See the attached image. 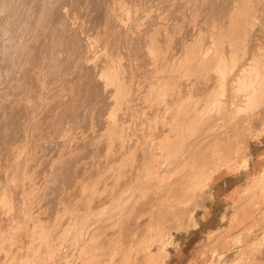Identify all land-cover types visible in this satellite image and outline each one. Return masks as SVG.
Masks as SVG:
<instances>
[{"label": "rangeland", "instance_id": "obj_1", "mask_svg": "<svg viewBox=\"0 0 264 264\" xmlns=\"http://www.w3.org/2000/svg\"><path fill=\"white\" fill-rule=\"evenodd\" d=\"M89 1L0 0V66L6 68L3 70L0 68V112L4 114L2 116L5 119L2 121L0 113V124H2L0 126V139H2L0 146H5L4 148L0 147V155L2 157L4 155L3 158L0 156L2 158L0 164L5 162L0 166V176L2 177L0 178V264H137L138 262V264H152L146 259V254L156 252L162 244H165L164 249L166 251L164 264H264V172H262L264 165L260 168L249 167L250 170L241 177V188L228 204L212 202L209 198L214 183L211 181L213 177L216 179L224 173L230 174L247 169V167L243 168V164L245 161L251 160L250 144L264 134V126L261 130L259 129L264 124V0H227L229 3L224 0L225 6L222 0H207V3L205 0L202 2L200 0H185L186 2L184 0H91L92 6H90ZM181 2L183 6L187 4V7H183ZM215 4L219 5V8L223 7V9L215 7ZM179 5L182 6V10L184 8V15ZM204 5L205 8H203ZM198 6L201 8L200 10ZM206 8L207 10H205ZM115 9L117 11L113 12ZM175 9L181 10L179 14ZM218 9L220 12L216 13L215 10L219 11ZM175 11L183 20H180L177 15V17L175 16ZM208 11L209 13H207ZM243 11L245 12L243 13ZM97 13L100 16H97ZM110 13H113L112 16ZM118 14H120V18ZM235 14L237 15L236 18ZM245 14L247 16H244ZM184 16L188 19L186 20V17L184 19ZM53 21L57 22L54 23ZM116 26L121 30H117ZM115 30L120 33L113 32ZM118 36L121 40L117 39ZM112 42L115 46L112 45ZM29 44L31 45L28 46ZM141 45L143 48L140 47ZM110 49L112 52L109 51ZM135 52L137 54L141 52L140 55L138 54L139 59H137L138 55ZM56 53L61 55L58 60H55ZM125 54H128L127 57ZM47 55L50 57L48 58ZM144 58L147 60L145 61ZM42 59L44 60L42 61ZM139 60L141 62L137 64L136 62ZM92 63H95L96 66L93 67ZM133 63L136 64L133 65ZM141 63L142 65L139 67ZM26 65L27 67H25ZM38 66H40L39 69ZM135 67L138 70L140 68L143 73H139L140 70H137L138 72L133 70ZM142 67L145 68V71ZM85 68L86 71H84ZM24 70L26 71L24 72ZM82 71L85 74H82ZM78 72L80 73L77 74ZM94 77L97 81H93V79L95 80ZM70 85L72 86L70 87ZM144 85L146 86L144 87ZM142 87L145 90H142L144 89ZM37 88L39 90H36ZM31 89L33 93L35 91L37 93L36 96L32 94L33 100L30 98L32 96ZM140 91H144L141 92L143 95ZM25 92L28 95H24ZM94 92H96V96H93L95 95ZM137 93L141 95H137ZM99 94L100 96H98ZM85 95L90 97L86 99ZM97 96L98 99L96 100ZM135 96L139 98L137 99ZM25 97L28 100H25ZM18 98L19 100H17ZM67 99H71L72 102L69 100L70 102L67 103ZM90 99L93 102L89 101ZM21 100L28 105L23 106ZM36 100L37 103L31 104ZM55 102L63 105L57 103L58 106H56L54 105ZM86 102L91 105L86 106ZM108 102L111 105L110 108H108ZM145 105L147 106L146 110L144 109ZM152 105L155 106L153 109ZM52 106L55 108L53 113L54 108ZM85 106L86 110L84 109ZM22 107H24V113ZM91 107L100 108L99 112L101 113L102 110H105L103 113L105 112L106 116L99 114L98 110L94 108L91 110ZM148 107L149 111H147ZM17 108L21 109L18 110ZM56 109L61 110L60 113ZM91 111L92 113L95 111V113L90 114ZM5 112L8 114L5 115ZM87 112H89L88 117ZM29 113L30 115L33 113V119L28 116ZM96 113L98 114L96 115ZM48 114L50 118H45ZM61 114L64 121L61 119ZM94 114L97 116L96 119L92 118V116L95 117ZM63 115L68 117L67 120ZM100 115H103V119ZM134 116H138L137 119ZM40 117H43L41 121L38 119ZM142 118L143 120H140ZM93 119L97 120L95 121L96 125ZM50 120L53 123L51 122L52 126L48 127ZM117 121L123 122V126L121 127V123ZM140 121L143 122L140 123ZM128 122H132L131 124L134 126ZM35 123H37L36 126ZM59 123L60 125H58ZM137 123L143 125L137 127ZM112 124L116 125L112 126ZM93 125L97 128L95 130L97 132L92 134L89 132L94 131ZM55 128L58 130L56 131ZM14 130L20 132L18 136L23 135L21 137L24 138L20 139ZM48 130H51L52 133L56 132V134H52ZM8 131L11 132V135ZM44 132H47L48 135L46 133V136L43 135ZM127 132L130 133L129 136ZM72 133L75 134L74 137ZM30 134L33 135L30 136ZM97 134L98 136L101 135L98 137L99 139ZM15 135L18 140L15 139ZM88 135L89 137H87ZM90 135H93L94 138L92 139L93 136L90 137ZM79 136L80 138H78ZM133 139L136 140L135 143ZM86 141L88 145H86ZM106 141L107 143H104ZM3 142H7V145L10 142V146L4 145ZM78 142L84 144L80 145ZM128 142L129 146L126 145ZM58 143L61 144L62 148ZM102 144H105V149ZM114 145L115 147H113ZM17 146L18 148H16ZM8 147L16 149L10 150ZM87 147L91 152L93 150L92 153L95 158ZM49 148H52V151ZM112 149L113 153L111 152ZM13 152L15 154H12ZM89 152L91 155L88 154ZM102 152L103 155L99 154ZM33 153L35 156L32 155ZM52 155L57 159L49 158ZM78 155L81 156V159ZM101 155L103 156L102 159ZM86 156L90 158L87 159ZM66 157H68L67 160ZM131 157L135 158L132 159ZM33 158L38 160L36 162L38 166L34 164ZM9 159L11 163L7 161ZM70 159H74V161H70ZM31 161H33V165ZM47 162L50 164L47 165ZM82 162H84L83 166L81 165ZM95 164L99 166L96 168ZM135 164L137 167L143 168L141 172H138L140 169L137 171L139 174L136 172ZM43 165L45 166L43 167ZM33 166L35 168L32 171L31 167ZM68 166L73 167L71 171ZM77 166L82 168L79 169ZM37 169L42 172L41 177V173H38ZM44 173H48L45 178ZM59 173H61L60 176ZM204 173H206L205 189L200 191L197 187V178ZM30 175L31 177H29ZM86 176L89 177V180L85 179ZM64 177L69 178L64 179ZM67 179L71 182H67ZM82 180H85L84 183ZM59 186L60 189H57ZM35 188L40 191L35 190ZM65 190L68 194H64ZM73 190L74 192L78 190L80 193H76L70 199L71 195L69 194H75L72 192ZM62 192L64 196L61 195ZM33 193L35 194L33 195ZM54 193H57L58 196ZM193 193L195 194L192 195ZM65 195H68L67 198L69 197L67 200ZM171 197L172 200H170ZM53 198L56 201H65H59L60 203L55 201V209L52 207L55 205ZM58 198L59 200H57ZM3 199L5 205L1 203ZM208 209H212L208 221L199 225V220L204 218V213L208 212ZM53 210L57 211L58 214ZM52 211L55 212V215L51 213ZM2 216L5 221H3ZM57 218L58 220H56ZM179 221H184L183 227L176 230ZM139 230L142 232L139 233ZM145 231L149 234H145ZM186 238L188 240H185ZM195 245H198L196 249L198 256L193 255L189 258L190 260L181 263L184 258L178 254H182L187 249L193 250Z\"/></svg>", "mask_w": 264, "mask_h": 264}, {"label": "bare ground", "instance_id": "obj_2", "mask_svg": "<svg viewBox=\"0 0 264 264\" xmlns=\"http://www.w3.org/2000/svg\"><path fill=\"white\" fill-rule=\"evenodd\" d=\"M25 1H26V0H25ZM88 1H89V0H88ZM92 1H94V0H92ZM92 1L90 0V1H89V4H90V2H92ZM200 1L202 2V0H200ZM200 1H199V2H200ZM212 1H213V0H212ZM212 1H211V2H212ZM220 1H221V0H220ZM222 1L224 2V0H222ZM226 1H227V0H226ZM28 2H29V1H28ZM97 2H98V1H97ZM101 2H102V1H101ZM184 2H186V1L184 0ZM208 2H209V1H208ZM216 2H217V1H216ZM227 2H228V1H227ZM24 3H25V2H24ZM205 3H207V0H205ZM217 3H218V2H217ZM219 3H220V2H219ZM228 3H229V2H228ZM26 4H27V3H26ZM92 4L96 5L95 3H92ZM112 4H113V3H112ZM180 4L182 5V2H181ZM198 4H199V3H198ZM200 4H202V3H200ZM200 4H199V5H200ZM211 4H212V3H211ZM211 4H209V6H211ZM221 4H222V2H221ZM221 4H220V5H221ZM33 5H35V4H33ZM87 5H88V4H87ZM202 5H203V4H202ZM206 5H207V4H206ZM90 6H92V5L90 4ZM90 6H89V7H90ZM98 6H99V5H98ZM117 6H118V5H117ZM117 6H116V7H117ZM121 6H122V4H121ZM179 6H180V5H179ZM182 6H183V5H182ZM182 6H180V9L182 8ZM184 6L187 7V4H184ZM184 6H183V7H184ZM216 6L218 7L219 5H216V4H215V7H216ZM224 6H225V2H224ZM116 7H115V8H116ZM119 7H120V6H119ZM201 7H203V6H201ZM206 7H207V6H206ZM120 8H122V7H120ZM120 8H119V10H120ZM198 8H199V6H198ZM203 8H205V5H204ZM218 8H219V7H218ZM39 9H40V8H39ZM94 9H95V8H94ZM123 9H124V7H123ZM200 9H201V8H199V10H200ZM208 9H209V8H208ZM215 9H217V8H215ZM219 9L222 10L223 7H222V8L220 7ZM219 9H218V10H219ZM27 10H28V9H27ZM175 10H176V9H175ZM177 10H178V9H177ZM177 10H176V11H177ZM181 10H182V9H181ZM181 10H179V11H181ZM185 10H186V9H185ZM202 10H203V9H202ZM205 10H207V8H206ZM30 11H31V10H30ZM52 11H53V10H52ZM92 11H95V10L92 9ZM97 11H98V10H97ZM97 11H96V12H97ZM115 11H117V10H116V9L113 10V12H115ZM125 11H126V10H125ZM176 11H175V13H174L175 16L177 15L178 17H180L179 19L181 20L182 17L178 15V14H179V11H177L178 14H176V13H177ZM183 11H184V8H183V10L181 11L182 14L184 15L185 11H184V13H183ZM203 11H204V10H203ZM28 12H29V11H28ZM36 12H37V11H36ZM90 12H91V10H90ZM120 12H121V11H120ZM197 12H200V11L197 10ZM205 12H206V11H205ZM215 12H216V13H217V12H220V10H219V11L215 10ZM241 12H242V11H241ZM244 12H245V11H243V13H244ZM17 13H18V12H17ZM25 13H26V11H25ZM49 13H51V12H49ZM98 13H99V12H98ZM98 13H97V14H98ZM108 13H109V12H108ZM123 13H124V12H123ZM188 13H189V12H188ZM200 13H201V12H200ZM203 13H204V12H203ZM207 13H209V11H208ZM207 13H206V14H207ZM210 13H211V11H210ZM246 13L248 14L247 11H246ZM33 14H34V13H33ZM110 14H111V13H110ZM112 14H113V13H112ZM112 14H111V16H112ZM204 14H205V13H204ZM238 14H240V13H238ZM36 15H37V14H36ZM93 15H94V13H93ZM95 15H96V13H95ZM114 15H116V14H114ZM118 15H119V16H118ZM118 15H117V16L120 18V14H118ZM121 15H122V14H121ZM185 15H186V14H185ZM30 16H31V14H30ZM47 16H48V15H47ZM97 16H100V15L98 14ZM111 16H109V17H111ZM177 16H176V17H177ZM236 16H237V15L235 14V18H236ZM238 16H239V15H238ZM240 16H241V15H240ZM244 16H247V15L245 14ZM28 17H29V16H28ZM33 17H34V16H33ZM35 17H36V16H35ZM35 17H34V18H35ZM115 17H116V16H115ZM176 17H175V18H176ZM185 17H186V16H184L183 18L185 19ZM242 17H243V15H242ZM53 18H54V17H53ZM94 18H97V17L94 16ZM116 18H117V17H116ZM121 19H122V18H121ZM187 19H188V18L186 17V20H187ZM233 19H234V18H233ZM244 19H245V18H244ZM55 20H56V19H55ZM111 20H113V19H111ZM116 20H117V19H116ZM128 20H129V19H128ZM182 20H183V19H182ZM238 20H240V19L238 18ZM247 21H248V20H247ZM23 22H24V21H23ZM30 22H32V21H30ZM51 22H52V21H51ZM53 22H54V21H53ZM56 22H57V21H56ZM56 22H54V23H56ZM113 22H114V21H113ZM123 22H124V20H123ZM236 22H237V20H236ZM238 23H239V22H238ZM241 23H242V22H241ZM59 24H60V22H59ZM59 24H58V25H59ZM113 24H114V23H113ZM231 24H232V23H231ZM45 25H46V24H45ZM50 25H51V24H50ZM54 25H55V24H54ZM108 25H109V24H108ZM117 25H118V24H117ZM235 25H236V24H235ZM10 26H11V25H10ZM41 26H42V25H41ZM56 26H57V25H56ZM59 26H60V25H59ZM229 26H230V25H229ZM231 26H232V25H231ZM116 27H117V26H116ZM118 27H119V25H118ZM118 27H117L116 29H117V30H121L120 28L118 29ZM120 27H121V25H120ZM125 27H126V26H125ZM234 27H235V26H234ZM237 27H238V25H237ZM40 28H41V27H40ZM40 28H39V29H40ZM121 28H122V27H121ZM230 28H231V27H230ZM51 29H52V28H51ZM237 29H238V28H237ZM240 29H241V28H240ZM42 30H43V29H42ZM102 30H103V29H102ZM117 30H115V31H113V32H116ZM242 30H243V29H242ZM59 31H60V30H59ZM124 31H125V30H124ZM46 32H47V31H46ZM77 32H78V31H77ZM103 32H104V30H103ZM117 32L120 33L119 31H117ZM117 32H116V33H117ZM240 32H241V31H240ZM240 32H239V33H240ZM54 33H55V32H54ZM113 34H114V33H113ZM113 34H112V35H113ZM44 35H45V34H44ZM78 35H79V34H78ZM158 36H159V35H158ZM72 37H73V36H72ZM72 37H71V38H72ZM88 37H89V36H88ZM113 37H114V36H113ZM37 38H38V37H37ZM49 38H50V36H49ZM52 38H53V37H52ZM102 38H103V37H102ZM118 38H119V36L117 37V39H118ZM157 38H158V37H157ZM14 39H15V38H14ZM73 39H74V38H73ZM84 39H85V37H84ZM84 39H83V40H84ZM91 39H92V38H91ZM113 39H114V38H113ZM115 39H116V37H115ZM49 40H50V39H49ZM69 40H72V39H69ZM83 40H82V41H83ZM86 40H87V39H86ZM111 40H112V38H111ZM111 40H110V41H111ZM119 40H121V39L119 38ZM34 41H35V39H34ZM76 41H77V40H76ZM87 41H88V40H87ZM97 41H98V40H97ZM70 42H71V41H70ZM77 42H78V41H77ZM83 42H84V41H83ZM113 42L115 43V41H113ZM113 42H112V45H114ZM116 42H117V41H116ZM118 42H119V41H118ZM72 43H73V42H72ZM75 43H76V42H75ZM79 43H80V42H79ZM84 43H85V42H84ZM86 43H87V42H86ZM98 43H99V42H98ZM144 43H145V42H144ZM192 43H193V42H192ZM197 43H198V42H197ZM7 44H8V43H7ZM10 44H11V43H10ZM12 44H13V42H12ZM32 44H33V43H32ZM90 44H91V43H90ZM136 44H138V43H136ZM139 44H140V43H139ZM139 44H138V45H139ZM145 44H146V43H145ZM190 44H191V42H190ZM194 44H195V43H194ZM8 45H9V44H8ZM30 45H31V44H29L28 46H30ZM70 45H71V43H70ZM76 45H77V44H76ZM78 45H79V44H78ZM81 45H82V43H81ZM13 46H14V45H13ZM68 46H69V45H68ZM73 46H74V45H73ZM93 46H94V45H93ZM98 46H99V45H98ZM114 46H115V45H114ZM118 46H119V45H118ZM118 46H116V47H118ZM201 46H202V45H201ZM24 47H25V45H24ZM24 47H23V48H24ZM33 47H34V46H33ZM69 47H70V46H69ZM86 47H87V46H86ZM88 47H89V44H88ZM112 47H113V46H112ZM119 47H120V46H119ZM138 47H139V46H138ZM138 47H137V49H138ZM140 47H142V45H141ZM144 47H145V46H144ZM150 47H151V46H150ZM189 47H190V46H189ZM5 48H6V47H5ZM26 48H27V47H26ZM40 48H41V47H40ZM73 48H74V47H73ZM73 48H72V49H73ZM90 48H91V47H90ZM95 48H97V47H95ZM102 48H103V47H102ZM142 48H143V47H142ZM190 48H191V47H190ZM195 48H196V46H195ZM80 49H81V47H80ZM113 49H114V48H113ZM113 49H112V50H113ZM144 49H145V48H144ZM25 50H26V49H25ZM27 50H28V49H27ZM38 50H39V48H38ZM41 50H42V49H41ZM44 50H45V49H44ZM59 50H60V49H59ZM76 50H77V49H76ZM78 50H79V49H78ZM78 50H77V51H78ZM114 50H115V49H114ZM114 50H113V51H114ZM117 50H118V52H119V49H117ZM122 50H123V49H122ZM122 50H121V51H122ZM135 50H136V49H135ZM147 50H148V49H147ZM197 50H198V49H197ZM199 50H200V49H199ZM77 51H76V52H77ZM109 51L112 52L111 49H110ZM133 51H134V50H133ZM133 51H132V54H133ZM136 51H137V50H136ZM139 51H140V50H139ZM145 51H146V50H145ZM23 52H24V51H23ZM36 52H37V51H36ZM65 52H66V51H65ZM71 52H72V51H71ZM116 52H117V51H116ZM123 52H124V51H123ZM137 52H138V51H137ZM200 52H201V51H200ZM9 53H10V52H9ZM24 53H25V52H24ZM29 53H30V52H29ZM63 53H64V52H63ZM63 53H62V54H63ZM73 53H74V52H73ZM80 53H81V52H80ZM108 53H109V52H108ZM114 53H115V52H114ZM124 53H125V52H124ZM124 53H123V54H124ZM135 53H136V52H135ZM140 53H141V52H140ZM140 53H138V54L140 55ZM194 53H195V52H194ZM21 54H22V53H21ZM43 54H44V53H43ZM60 54H61V53H60ZM85 54H86V53H85ZM136 54H137V53H136ZM138 54H137V55H138ZM148 54H149V53H148ZM152 54H153V53H152ZM190 54H191V53H190ZM65 55H66V54H65ZM72 55H73V54H72ZM75 55H76V54H75ZM97 55H98V54H97ZM106 55H107V54H106ZM110 55H111V54H110ZM127 55H128V54H127ZM127 55L125 54L126 57H127ZM139 55H138V58H137V59H139ZM145 55H146V54H145ZM155 55H156V54H155ZM195 55H196V54H195ZM31 56H32V54H31ZM42 56L44 57V55H42ZM45 56H46V55H45ZM59 56H61V55H59V53H56V55H55V60H58V59H59ZM84 56H85V55H84ZM89 56H91V55H89ZM103 56H104V55H103ZM107 56H108V55H107ZM107 56H106V57H107ZM112 56L115 57L114 55H112ZM116 56H118V55H116ZM125 56H124V57H125ZM153 56H154V55H153ZM193 56H194V55H193ZM22 57H24V56H22ZM32 57H33V56H32ZM43 57H42V58H43ZM47 57H48V55H47ZM49 57H50V56H49ZM49 57H48V58H49ZM72 57H73V56H72ZM82 57H83V56H82ZM85 57H87V56H85ZM99 57H100V56H99ZM110 57H111V56H110ZM122 57H123V56H122ZM133 57H134V56H133ZM151 57H152V56H151ZM189 57H190V56H189ZM196 57H197V56H196ZM220 57H221V56H220ZM45 58H46V57H45ZM61 58H62V57H61ZM87 58H88V57H87ZM111 58H112V57H111ZM115 58H116V57H115ZM128 58H129V57H128ZM147 58H148V57H147ZM147 58H146V59L144 58L145 61L147 60ZM21 59H22V58H21ZM31 59H33V58H31ZM38 59H39V57H38ZM75 59H77V57H75ZM92 59H93V58H92ZM113 59H114V58H113ZM133 59H134V58H133ZM141 59H142V57H141ZM149 59H150V58H149ZM153 59H154V58H153ZM168 59H169V57H168ZM170 59H171V58H170ZM188 59H189V58H188ZM205 59H206V58H205ZM26 60H27V59H26ZM43 60H44V59H42V61H43ZM103 60H104V58H103ZM110 60H111V59H110ZM121 60H122V59H121ZM22 61H23V60H22ZM22 61H21V62H22ZM28 61H29V60H28ZM32 61H33V60H32ZM39 61H40V60H39ZM88 61H90V60H88ZM91 61H92V60H91ZM91 61H90V62H91ZM100 61H102V60L100 59ZM100 61H99V63H100ZM117 61H118V60H117ZM123 61H125V60H123ZM126 61H128V60L126 59ZM135 61H137V60H135ZM142 61H143V60H142ZM145 61H144V62H145ZM156 61H157V59H156ZM156 61H155V62H156ZM40 62H41V61H40ZM48 62H50V61H48ZM86 62H87V61H86ZM115 62H116V61H115ZM140 62H141V61L139 60V62H136V63L138 64V63H140ZM150 62H151V61H150ZM169 62H171V61H169ZM186 62H187V61H186ZM9 63H10V62H9ZM33 63H34V61H33ZM44 63H45V62H44ZM68 63L70 64V61H68ZM97 63H98V59H97ZM128 63H129V62H128ZM136 63H133V65L136 64ZM148 63H149V62H148ZM148 63H147V64H148ZM218 63H219V61H218ZM24 64H25V63H24ZM31 64H32V63H31ZM31 64H30V67H31ZM34 64L37 65V63H34ZM71 64H72V63H71ZM86 64H87V63H86ZM92 64H93V63H92ZM92 64H91V65H92ZM101 64H102V63H101ZM115 64H116V63H115ZM147 64H146V66L148 67ZM153 64H154V63H153ZM7 65H8V64H7ZM12 65H13V64H12ZM93 65H94L93 67L96 66L95 63H94ZM99 65H100V64H99ZM124 65H125V64H124ZM124 65H123V66H124ZM127 65H129V64H127ZM133 65H132V67H134ZM141 65H142V63L140 64L139 67H141ZM168 65H169V64H168ZM32 66H33V65H32ZM40 66H41V65H40ZM40 66H38V69H39ZM78 66H79V65H78ZM83 66H84V65H83ZM83 66H82V67H83ZM105 66H106V65H105ZM150 66H151V65H150ZM220 66H222V65H220ZM25 67H27V65H26ZM33 67H34V66H33ZM33 67H32V68H33ZM44 67H45V66H44ZM84 67H85V66H84ZM87 67H88V65H87ZM87 67H86V68H87ZM91 67H92V66H91ZM93 67H92V68H93ZM97 67H98V65H97ZM110 67H111V64H110ZM117 67H118V66H117ZM125 67H126V66H125ZM128 67H129V66H128ZM128 67H127V68H128ZM139 67H138V68H139ZM144 67H145V66H144ZM0 68L3 70L4 66H3V68H2V66H0ZM32 68H31V69H32ZM65 68H67V67H65ZM78 68H79V67H78ZM86 68H85L84 71H86ZM98 68H99V67H98ZM104 68H105V67H104ZM106 68H107V67H106ZM115 68H116V67H115ZM115 68H114V69H115ZM119 68H120V67H119ZM151 68H152V67H151ZM4 69H6V68H4ZM23 69H24V68H23ZM41 69H42V68H41ZM93 69H94V68H93ZM112 69H113V68H112ZM142 69H143V67H142ZM149 69H150V67H149ZM149 69H147V70H149ZM36 70H37V69H36ZM36 70H35V71H36ZM76 70H77V68H76ZM81 70H82V69H81ZM91 70H92V69H91ZM96 70H97V68H96ZM98 70H99V69H98ZM119 70H120V69H119ZM121 70H122V69H121ZM127 70H128V69H127ZM127 70H126V71H127ZM133 70H136V71H137L138 69H136V67H135V69L133 68ZM139 70H140L139 73H141L142 71H141L140 68H139ZM139 70H138V71H139ZM143 70L145 71V68H144ZM152 70H153V69H152ZM152 70H151V72H152ZM208 70H209V69H208ZM25 71H26V70H24V72H25ZM32 71H33V70H32ZM78 71H80V70L78 69ZM84 71H82V74H85ZM87 71H88V69H87ZM115 71H116V70H115ZM122 71H123V70H122ZM124 71H125V69H124ZM138 71H137V72H138ZM149 71H150V70H149ZM153 71H154V70H153ZM216 71H217V70H216ZM218 71L220 72L221 70L219 69ZM0 72H1V71H0ZM19 72H20V71H19ZM19 72H18V73H19ZM30 72H31V71H30ZM33 72H34V71H33ZM33 72H32V74H33ZM75 72H77V71H75ZM88 72H89V71H88ZM97 72H99V71H97ZM100 72H101V71H100ZM120 72H121V71H120ZM133 72H134V71H133ZM205 72H206V71H205ZM208 72H210V70H209ZM36 73H38V72H36ZM79 73H80V72H78L77 74H79ZM89 73H90V72H89ZM91 73H92V72H91ZM108 73H109V72H108ZM114 73H115V72H114ZM124 73H126V72H124ZM127 73H128V72H127ZM129 73H131V72L129 71ZM129 73H128V74H129ZM142 73H143V72H142ZM152 73H153V72H152ZM74 74L76 75V73H74ZM74 74H73V75H74ZM99 74H100V73H99ZM116 74H118V73H116ZM206 74H207V73H206ZM25 75H26V74H25ZM33 75L35 76V74H33ZM33 75H32V76H33ZM121 75H122V74H121ZM125 75H126V74H125ZM203 75H204V74H203ZM203 75H202V76H203ZM15 76H16V75H15ZM19 76H20V75H19ZM26 76H28V75H26ZM36 76H37V74H36ZM76 76H77V75H76ZM87 76H89V75H87ZM91 76H93V75H91ZM100 76H101V75H100ZM106 76H107V75H106ZM204 76H205V75H204ZM28 77H29V76H28ZM73 77H74V76H73ZM77 77H78V76H77ZM95 77H96V75H95ZM95 77H94V78H95ZM119 77H120V75H119ZM127 77H128V76H127ZM208 77H209V76H208ZM210 77H212V76H210ZM14 78H15V77H14ZM20 78H21V77H20ZM20 78H19V79H20ZM22 78H23V77H22ZM26 78H27V77H26ZM32 78H33V77H32ZM34 78H35V77H34ZM34 78H33V79H34ZM74 78H75V77H74ZM74 78H73V79H74ZM86 78H87V77H86ZM89 78H90V77H89ZM91 78H92V77H91ZM131 78H132V76H131ZM35 79H36V78H35ZM37 79H38V78H37ZM70 79H71V77H70ZM84 79H85V78H84ZM110 79L112 80V78H110ZM152 79H153V78H152ZM206 79H207V78H206ZM217 79H218V77H217ZM17 80H18V78H17ZM23 80H24V79H23ZM74 80H75V79H74ZM74 80H73V81H74ZM76 80H78V79H76ZM98 80H99V79H98ZM100 80H101V78H100ZM115 80H116V79H115ZM117 80H119V79H117ZM30 81H31V80H30ZM82 81H83V80H82ZM88 81H89V80H88ZM93 81H97L96 78H95V80L93 79ZM93 81H92V82H93ZM102 81H103V80H102ZM121 81H122V80H121ZM124 81H125V80H124ZM127 81H128V79L126 80V83H127ZM203 81H204V80H203ZM207 81H208V80H207ZM34 82H35V80H34ZM77 82H78V81H77ZM98 82H99V81H98ZM106 82H107V81H106ZM115 82H116V81H115ZM28 83H29V82H28ZM30 83H31V82H30ZM39 83H40V82H39ZM84 83H85V82H84ZM87 83H88V82H87ZM93 83L95 84V82H93ZM93 83H92V85H94ZM122 83H123V82H122ZM122 83H121V84H122ZM126 83H125V84H126ZM148 83H149V82H148ZM150 83H151V82H150ZM24 84H25V83H24ZM74 84H76V83H74ZM74 84H73V85H74ZM78 84H80V83H78ZM81 84H83V83H81ZM96 84H99V83H96ZM123 84H124V83H123ZM129 84H130V83H129ZM152 84H153V82H152ZM155 84H156V83H155ZM20 85H21V84H20ZM28 85H29V84H28ZM34 85H35V84H34ZM92 85H90V86H92ZM102 85L104 86L105 84H102ZM106 85H107V84H106ZM114 85H115V84H114ZM150 85H151V84H150ZM35 86H37V85H35ZM35 86H34V87H35ZM39 86H40V85H39ZM71 86H72V85H70V87H71ZM74 86H75V85H74ZM76 86H77V85H76ZM84 86H85V85H84ZM84 86H83V87H84ZM126 86H127V85H126ZM129 86H130V85H129ZM129 86H128V87H129ZM140 86H141V84H140ZM145 86H146V85H144V87H145ZM34 87L32 88L33 90H34ZM37 87H38V86H37ZM80 87H82V86H80ZM110 87H112V86H110ZM113 87H115V86H113ZM121 87H122V86H121ZM138 87H139V86H138ZM138 87H137V88H138ZM144 87H142V88H144ZM148 87H149V86H148ZM148 87H147V88H148ZM153 87H154V86H153ZM91 88H92V87H91ZM124 88H125V86H124ZM149 88H150V87H149ZM154 88H155V87H154ZM156 88H157V87H156ZM188 88H189V87H188ZM192 88H193V87H192ZM27 89H28V88H27ZM32 89H31V92H32ZM76 89H77V88H76ZM87 89H88V88H87ZM94 89H97V88H94ZM101 89H103V88H101ZM109 89H110V88H109ZM109 89H108V91H109ZM127 89H128V88H127ZM127 89H126V90H127ZM190 89H191V88H190ZM36 90H39V89L37 88ZM70 90H72V89H70ZM73 90H75V89H73ZM79 90H80V89H79ZM81 90H82V89H81ZM89 90H90V89H89ZM110 90H111V89H110ZM142 90H145V88L142 89ZM149 90H150V89H149ZM149 90H148V91H149ZM153 90H154V89H153ZM95 91H96V90H95ZM97 91H98V90H97ZM100 91H101V90H100ZM100 91H99V93H100ZM112 91H114V90H112ZM136 91H137V90H136ZM136 91H135V92H136ZM27 92H28V90H27ZM85 92H86V91H85ZM101 92H102V91H101ZM124 92H125V91H124ZM126 92H127V91H126ZM128 92H130V91H128ZM141 92H144V91H140V93H141ZM34 93H36V91H35ZM34 93L32 92L31 95L33 94V95L36 96L37 93H36V94H34ZM70 93H72V92L70 91ZM83 93H84V92H83ZM89 93H91V92H89ZM92 93H93V92H92ZM92 93H91V94H92ZM95 93H96V92H94V94H95ZM97 93H98V92H97ZM138 93H139V92H138ZM138 93H137V95H141V94H142V93H141V94H138ZM25 94H26V95H28V94L30 95V92H28V94L25 92L24 95H25ZM73 94H74V93H73ZM91 94H90V95H91ZM100 94H101V93H100ZM100 94H99L98 96H100ZM113 94H114V93H113ZM118 94H119V93H118ZM144 94H145V93H144ZM31 95H30V96H31ZM33 95L30 97L31 99H32V97H34ZM82 95H83V94H82ZM86 95H87V94H86ZM86 95H85V96H86ZM96 95H97V94H95V95H93V96H96ZM106 95H107V94H106ZM108 95H109V94H108ZM108 95H107V96H108ZM142 95H143V94H142ZM150 95H151V94H150ZM59 96H60V95H59ZM62 96H63V95H62ZM71 96H72V95H71ZM71 96H69V97H71ZM76 96H77V95H76ZM78 96H79V95H78ZM91 96H92V95H91ZM98 96H97L96 100L98 99ZM103 96H104V98L106 97L105 95H103ZM120 96H121V95H120ZM125 96H126V95H125ZM23 97H24V96H23ZM26 97H27V96H26ZM26 97H25V100L27 99ZM28 97H29V96H28ZM74 97H75V96H74ZM74 97H71V98H74ZM86 97H87V96H86ZM88 97H90V96H88ZM88 97H87L86 99H88ZM112 97H113V96H112ZM122 97H123V96H122ZM135 97H136V96H135ZM142 97H143V96H142ZM19 98H20V97H19ZM19 98H18L17 100H19ZM61 98H62V97H61ZM66 98H67V97H66ZM66 98H65V99H66ZM99 98H100V97H99ZM102 98H103V97H102ZM104 98H103V100L105 101V99H107V98H105V99H104ZM110 98H111V97H110ZM114 98H115V97H114ZM119 98H120V97H119ZM125 98H126V97H125ZM136 98H137V97H136ZM136 98H135V99H136ZM138 98H139V97H138ZM138 98H137V99H138ZM144 98H145V97H144ZM77 99H78V98H77ZM123 99H124V98H123ZM4 100H5V99H4ZM6 100H7V99H6ZM17 100H15V101H17ZM27 100H28V99H27ZM32 100H33V99H32ZM32 100H31V101H32ZM67 100H68L67 103L70 102V101L72 102L71 99H67ZM69 100H70V101H69ZM94 100H95V99H94ZM99 100H101V99H99ZM99 100H98V103H99ZM125 100H126V99H125ZM147 100H148V99H147ZM1 101H2V100H1ZM57 101H58V100H57ZM73 101H74V100H73ZM80 101H81V100H80ZM80 101H79V103H80ZM89 101H92V100L90 99ZM89 101H88V102H89ZM115 101H116V100H115ZM134 101H135V100H134ZM139 101H140V99H139ZM139 101H138V102H139ZM17 102H20V101H17ZM21 102H23V101L21 100ZM27 102H30V101H27ZM37 102H38V101L36 100V102H32V103L30 102V103L33 104V103H37ZM65 102H66V101H65ZM65 102H64V103H65ZM92 102H93V101H92ZM122 102H123V100H122ZM136 102H137V101H136ZM2 103L4 104V102H2ZM30 103H29V104H30ZM57 103H58V102H55L54 105H56ZM60 103H61V102H60ZM86 103H87V102H86ZM86 103H85V104H86ZM90 103H91V102H90ZM94 103H96V102L94 101ZM98 103H97V104H98ZM141 103H142V102H141ZM141 103H140V104H141ZM143 103H144V102H143ZM0 104H1V103H0ZM5 104H6V102H5ZM19 104H20V103H19ZM58 104H59V103H58ZM71 104H72V103H71ZM75 104H76V103H75ZM85 104H84V105H85ZM92 104H93V103H92ZM101 104H102V102H101ZM101 104H99V105H101ZM108 104H109V102H108ZM120 104H121V103H120ZM128 104H129V103H128ZM137 104H138V103H137ZM137 104H136V105H137ZM151 104H152V103H151ZM151 104H150V106H151ZM153 104H154V102H153ZM13 105H14V104H13ZM15 105H16V102H15ZM15 105H14V107H16ZM24 105H26V104H24V102H23V106H24ZM27 105H28V104H27ZM27 105H26V106H27ZM36 105H38V104H36ZM36 105H35V107H36ZM51 105H52V104H51ZM59 105H63V104H59ZM64 105H65V104H64ZM66 105H67V104H66ZM84 105H83V106H84ZM90 105H91V104H90ZM90 105H88V103H87L86 106H90ZM142 105H143V104H142ZM142 105H141V106H142ZM5 106H6V105H5ZM21 106H22V105H21ZM26 106H25V107H26ZM32 106H33V105H32ZM38 106H39V105H38ZM56 106H58V105H56ZM71 106H73V105H71ZM86 106L84 107V109L86 108ZM93 106H94V105H93ZM97 106H98V105H97ZM110 106H111V105L109 104V107H108V108H110ZM122 106H123V104H122ZM122 106H120V107H122ZM137 106H138V105H137ZM152 106H153V105H152ZM0 107H1V106H0ZM17 107H18V106H17ZM52 107L54 108V106H52ZM76 107H77V106H76ZM95 107H96V105H95ZM133 107H134V105H133ZM139 107H140V106H139ZM142 107H143V106H142ZM154 107H155V106H153L152 109H153ZM12 108H13V106H12ZM28 108H29V107H28ZM30 108L32 109V107H30ZM57 108H58V107H57ZM93 108H94V107H93ZM93 108L91 107V110H93ZM96 108H98V107H96ZM108 108H107V110H108ZM111 108H112V107H111ZM113 108H114V107H113ZM118 108H119V107H118ZM145 108H147L146 105H145L144 109H145ZM0 109H1V108H0ZM17 109H18V108H17ZM20 109H21V108H20ZM20 109H18V110H20ZM22 109H23V110H22V112H23V111H24V107H22ZM31 109H30V110H31ZM51 109H52V108H51ZM51 109H50V110H51ZM59 109H61V108L59 107ZM59 109H58V110L56 109V110L59 111ZM66 109H67V108H66ZM70 109H71V108H70ZM89 109H90V107H89ZM94 109H95V108H94ZM99 109H100V108H99ZM99 109H95V110H98L97 112H99ZM101 109H102V108H101ZM127 109H128V108H127ZM135 109H136V108H135ZM138 109H139V108H138ZM144 109H142V110H144ZM12 110H13V109H12ZM18 110H17V111H18ZM30 110H29V112H31ZM50 110H49V111H50ZM85 110H86V109H85ZM85 110H84V111H85ZM139 110L141 111V109H139ZM145 110H146V109H145ZM54 111H55V108L53 109L52 113H53ZM60 111H61V110H60ZM60 111H59V113H60ZM62 111H64V110H62ZM70 111H71V110H70ZM70 111H69V112H70ZM80 111H81V109H80ZM100 111H101V110H100ZM103 111H105V110H102V113L99 112V114H104L105 112L103 113ZM133 111H134V110H133ZM147 111H149V107H148V110H147ZM10 112H11V111H10ZM14 112H15V111H14ZM14 112H12V113H14ZM19 112H20V111H19ZM19 112H18V113H19ZM22 112H21V113H22ZM89 112H90V111H89ZM89 112H87V117H88V113H89ZM114 112H115V111H114ZM120 112H121V111H120ZM128 112H129V111H128ZM142 112H143V111H142ZM144 112H145V111H144ZM144 112H143V113H144ZM0 113H1V116H2L3 113H2V112H0ZM23 113H24V112H23ZM33 113H34V112H33ZM33 113H31V115H30V113H29L28 116H31V117H32V114H33ZM47 113H48V112H47ZM50 113H51V112H50ZM59 113H58V114H59ZM64 113H65V112H64ZM64 113H63V114H64ZM93 113H95V111H94ZM93 113H92V111H91L90 114H93ZM111 113H112V112H111ZM117 113H118V112H117ZM146 113H147V112H146ZM7 114H8V113L5 112V115H7ZM19 114H20V113H19ZM56 114H57V112H56ZM97 114H98V113H96V115H97ZM118 114H119V113H118ZM120 114H121V113H120ZM126 114H127V113H126ZM128 114H129V113H128ZM141 114H142V113H141ZM3 115H4V114H3ZM9 115H10V114H9ZM14 115H15V113H14ZM16 115H17V113H16ZM34 115H35V114H34ZM54 115H55V114H54ZM54 115H52V116H54ZM69 115H70V114H69ZM104 115H105V114H104ZM110 115H111V114H110ZM144 115H146V114H144ZM144 115H143V116H144ZM1 116H0V117H1ZM20 116H21V115H20ZM20 116H19V119H20ZM28 116H27V117H28ZM42 116H43V115H42ZM58 116H59V115H58ZM58 116H56L57 119H58ZM63 116H64V115H63ZM94 116H95V114H94ZM102 116H103V115H100V117H102ZM105 116H106V115H105ZM129 116H130V115H129ZM146 116H147V115H146ZM146 116H145V117H146ZM6 117L9 118L8 116H6ZM10 117H11V116H10ZM21 117H23V115H22ZM46 117H49V114H48V116H45V118H46ZM64 117H66V116H64ZM64 117H63V118H64ZM90 117H91V115H90ZM90 117H89V118H90ZM96 117H97V116H95V117L92 116V118H94V119H96ZM124 117H125V116H124ZM134 117H135V116H134ZM136 117H138V116H136ZM136 117H135V118H136ZM147 117H148V116H147ZM1 118L3 119V116H2ZM11 118H12V117H11ZM13 118H14V117H13ZM17 118H18V116H17ZM17 118H14V119H17ZM41 118H43V117H40V118H38V119L41 121ZM49 118H50V117H49ZM49 118H48V120H49ZM67 118H68V117H66V120H67ZM71 118H72V117H71ZM89 118H88V119H89ZM98 118H99V117H98ZM98 118H97V120H98ZM143 118H144V117H143ZM143 118L140 119V120H143ZM14 119H13V120H14ZM26 119H27V118H26ZM26 119H24V120L26 121ZM32 119H33V117H32ZM54 119H55V117H54ZM54 119H53V120H54ZM61 119H62V114H61ZM90 119H91V118H90ZM94 119H93V120H94ZM101 119H103V117H102ZM118 119H119V118H118ZM128 119H129V118H128ZM136 119H137V118H136ZM24 120L22 121V123L24 122ZM44 120H45V119H44ZM51 120H52V117H51ZM51 120H50V122H49V125H50V126H48V127H51V126H52V125L50 124V123L52 122ZM62 120H63V119H62ZM62 120H61V122L64 121V120H63V121H62ZM97 120H94L95 125H96V122H95V121H97ZM104 120H105V119H104ZM132 120H133V118H132ZM132 120H131V121H132ZM145 120H146V118H145ZM149 120H152V119H149ZM0 121H1V119H0ZM2 121H5V119H3ZM16 121H17V120H16ZM46 121H47V120H46ZM55 121H56V119H55ZM88 121H89V120H88ZM98 121H99V120H98ZM100 121H101V120H100ZM121 121H122V120H121ZM18 122H19V121H18ZM18 122H17V123H18ZM42 122H44V121H42ZM59 122H60V119H59ZM102 122H103V120H102ZM106 122H107V121H106ZM109 122H110V121H109ZM115 122H116V121H115ZM117 122L119 123L120 121H117ZM129 122H130V121H129ZM129 122H128V124L133 125V124H131L133 121H132L131 123H129ZM141 122H143V121H140V123H141ZM145 122H146V121H145ZM11 123H12V122H11ZM37 123H38V122H37ZM37 123H35V126H36ZM44 123H45V122H44ZM52 123H53V122H52ZM54 123H55V122H54ZM64 123H65V122H64ZM94 123H93V124H94ZM97 123H98V122H97ZM120 123H121V127H122V126H123V125H122L123 122H120ZM146 123H147V122H146ZM6 124H8V123H6ZM40 124L43 125L42 123H40ZM47 124H48V122H47ZM47 124H46V125H47ZM91 124H92V121H91ZM101 124H102V123H101ZM137 124H138V123H137ZM1 125H2V124H0V126H1ZM12 125H13V124H12ZM46 125H45V126H46ZM58 125H60V123H59ZM107 125H108V124H107ZM113 125H116V124H112V126H113ZM130 125H129V127H131ZM135 125H136V124H135ZM139 125H143V124H138L137 127H138ZM23 126H24V125H23ZM53 126H54V124H53ZM68 126H69V125H68ZM117 126H118V124H117ZM133 126H134V125H133ZM6 127H7V125H6ZM17 127H18V126H17ZM37 127H39V126H37ZM37 127H36V128H37ZM41 127H42V126H41ZM58 127H59V126H58ZM93 127H94V125H93ZM98 127H99V126H98ZM101 127H103V126L101 125ZM127 127H128V126H127ZM129 127H128V128H129ZM32 128H33V127H32ZM52 128H53V127H52ZM60 128H62V127H60ZM91 128H92V127H91ZM94 128H95V127H94ZM128 128H126V130H127ZM0 129H1V128H0ZM15 129H16V128H15ZM19 129H20V127H19ZM19 129H18V130H19ZM44 129H46V128H44ZM44 129H42V130H44ZM47 129H49V128H47ZM55 129H56V128H55ZM55 129H54V130H55ZM99 129H101V128H99ZM115 129H116V128H115ZM129 129H130V128H129ZM129 129H128L127 131H129ZM140 129H141V128H140ZM143 129H145V128H143ZM11 130H12V129H11ZM11 130H10V131H11ZM16 130H17V129H16ZM57 130H58V129H56V131H57ZM60 130H61V129H60ZM67 130H68V129H67ZM78 130H79V129H78ZM90 130H92V129H90ZM95 130H97V128H95L93 132H89V133H92V134H93V133H96L97 131L95 132ZM103 130H104V129H103ZM118 130H119V129H118ZM132 130H133V129H132ZM10 131H8V132H10ZM12 131H13V130H12ZM12 131H11V132H12ZM44 131H45V130H44ZM48 131H49V130H48ZM108 131H109V130H108ZM111 131H112V130H111ZM120 131H121V130H120ZM124 131H125V130H124ZM143 131H144V130H143ZM11 132H10V135H11ZM14 132H16L17 136H18V134L20 133V132H17V131H15V130H14ZM21 132H22V129H21ZM32 132H33V129H32ZM32 132H31V133H32ZM39 132H40V131H39ZM41 132H42V131H41ZM49 132H51V130H50ZM49 132H48V133H49ZM60 132H61V131H60ZM60 132H59V134H60ZM101 132L103 133L102 130H101ZM105 132H106V131H105ZM121 132H122V131H121ZM137 132H138V131H137ZM141 132H142V131H141ZM3 133H4V132H3ZM3 133H2V134H3ZM34 133H35V132H34ZM34 133H33V134H34ZM45 133L47 134V132H44L43 135L46 136ZM51 133H52V132H51ZM53 133L56 134V132H53ZM53 133H52V134H53ZM77 133H78V132H77ZM81 133H82V132H81ZM102 133H100V134L102 135ZM122 133H123V132H122ZM127 133H128V132H127ZM8 134H9V133H8ZM33 134H30V136L33 135ZM75 134H76V132H75ZM75 134L72 133V136L75 135ZM84 134H85V133H84ZM98 134H99V133H98ZM98 134H97V138H98L99 136H101V135L98 136ZM108 134H109V133H108ZM119 134H120V133H119ZM129 134H130V133H128V136H129ZM141 134H142V133H141ZM47 135H48V134H47ZM68 135H69V134H68ZM77 135H78V134H77ZM79 135H80V134H79ZM81 135H82V134H81ZM94 135L96 136V134H94ZM19 136H20V135H19ZM19 136H18V137H19ZM21 136H23V135H21ZM21 136H20L19 138H20V139H23L24 137L22 138ZM34 136H35V135H34ZM34 136H33V137H34ZM55 136H56V135H55ZM83 136H84V135H83ZM92 136H93V135H92ZM92 136L90 135V137H92ZM104 136H106V135L104 134ZM116 136H119V135H116ZM136 136H137V135H136ZM140 136H142V135H140ZM2 137H3V136H2ZM6 137H7V135H6ZM15 137H16V135H15ZM15 137H14V138H15ZM47 137H48V136H47ZM47 137H46V138H47ZM73 137H74V136H73ZM85 137H86V136H85ZM87 137H89V135H88ZM87 137H86V138H87ZM132 137H133V135H132ZM132 137H130V138H132ZM7 138H8V137H7ZM31 138H32V137H31ZM31 138H30V139H31ZM46 138H45V140H46ZM48 138H49V137H48ZM54 138H55V137H54ZM57 138H58V135H57ZM57 138H56V140H57ZM78 138H80V136H79ZM78 138H77V140H78ZM93 138H94V136L92 137V139H93ZM101 138H103V137H101ZM110 138H111V137H110ZM124 138H125V136H124ZM126 138H127V137H126ZM128 138H129V137H128ZM15 139H17V137H16ZM32 139H33V138H32ZM39 139H40V137H39ZM60 139H61V138H60ZM60 139H59V140H60ZM63 139H64V138H63ZM66 139H67V138H66ZM98 139H99V138H98ZM98 139H97V140H98ZM104 139H105V138H104ZM106 139H107V138H106ZM1 140H2V139H0V142H1ZM4 140H5V139H4ZM4 140H3V141H4ZM12 140H13V139H12ZM17 140H18V139H17ZM40 140H41V139H40ZM45 140H43V141H45ZM49 140H50V139H49ZM70 140H71V139H70ZM79 140H80V139H79ZM83 140H84V139H83ZM90 140H91V139H90ZM107 140H108V139H107ZM9 141H10V140H9ZM21 141H22V140H21ZM25 141H26V140H25ZM62 141H63V140H62ZM68 141H69V140H68ZM88 141H89V140H88ZM91 141H93V140H91ZM103 141H104V140H103ZM134 141H136V140L133 139V142H134ZM7 142H8V140H7ZM7 142H6V143H7ZM13 142H14V141H13ZM15 142H17V141H15ZM23 142H24V141H23ZM32 142H33V141H32ZM76 142H77V141H76ZM76 142H75V143H76ZM101 142H102V139H101ZM111 142H112V141H111ZM125 142H127V141L125 140ZM130 142H132V140H130ZM6 143L3 142L4 145H5ZM20 143H21V142H20ZM25 143H27V142H25ZM33 143H34V142H33ZM55 143H56V142H55ZM61 143H63V142H61ZM78 143H79L80 145H81V144H82V145L84 144V143H80V142H78ZM87 143H88V142L86 141V145H88ZM90 143H91V142H90ZM90 143H89V144H90ZM93 143H94V142H93ZM97 143H98V142H97ZM102 143H103V142H102ZM104 143H107V141L104 142ZM118 143H119V142H118ZM134 143H135V142H134ZM149 143H150V142H149ZM0 144H1V143H0ZM9 144H10V142H9ZM9 144H8V145H9ZM15 144H16V143H15ZM15 144H14V145L12 144V145L15 146ZM18 144H19V143H18ZM18 144H17V145H18ZM22 144H23V143H22ZM41 144H42V143H41ZM41 144H40V145H41ZM48 144H49V142H48ZM48 144H47V145H48ZM58 144H59V146L61 147V144H60V143H58ZM68 144H69V143H68ZM112 144H113V143H112ZM6 145H7V144H6ZM8 145H7V146H8ZM12 145H11V146H12ZM32 145H33V144H32ZM44 145H46V144H44ZM55 145H56V144H55ZM73 145H74V144H73ZM102 145H103V148H104L105 144H102ZM107 145H109V144H107ZM126 145L129 146V142H128V144H126ZM126 145H125V146H126ZM133 145H134V144H133ZM9 146H10V145H9ZM21 146H22V145H21ZM37 146H38V145H37ZM51 146H52V144H51ZM71 146H72V145H71ZM75 146H78V145H75ZM135 146H136V145H135ZM177 146H178V145H177ZM0 147H3V146H0ZM4 147H5V146H4ZM4 147H3V148H4ZM22 147H23V146H22ZM27 147H28V146H27ZM41 147H42V145H41ZM48 147H49V146H48ZM52 147H53V146H52ZM60 147H59V148H60ZM78 147H79V146H78ZM100 147H101V146H100ZM113 147H115V145H114ZM3 148H1V149H3ZM8 148H9L10 150H11V149H12V150H15L16 148H18V146H17L15 149L10 148V147H8ZM8 148H7V149H8ZM19 148H20V145H19ZM44 148H45V147H44ZM55 148H56V146H55ZM57 148H58V146H57ZM61 148H62V147H61ZM74 148H75V147H74ZM79 148H80V147H79ZM85 148H86V147H85ZM88 148H89V147H87V149H88ZM105 148H106V147H105ZM105 148H104V149H105ZM130 148H132V147H130ZM26 149H27V148H26ZM40 149H42V148H40ZM49 149H50V148H49ZM70 149H71V148H70ZM76 149H77V147H76ZM87 149H85V150H87ZM166 149H167V148H166ZM3 150H4V149H3ZM10 150H9V152H11ZM35 150H36V149H35ZM50 150L52 151V148H51ZM50 150H49V151H50ZM58 150H59V149H58ZM58 150H57V151H58ZM88 150H89V149H88ZM152 150H153V149H152ZM0 151H1V150H0ZM19 151H20V150H19ZM27 151L29 152V150H27ZM41 151H42V150H41ZM57 151H56V153H57ZM68 151H69V150H68ZM68 151H67V152H68ZM78 151H79V149H78ZM78 151H77V153H78ZM89 151H90V150H89ZM112 151H113V149L111 150V152H112ZM7 152H8V151H7ZM21 152H22V150H21ZM32 152H33V151H32ZM47 152H48V150H47ZM53 152H55V151H53ZM59 152H60V150H59ZM59 152H58V153H59ZM79 152H80V151H79ZM90 152H91V151H90ZM90 152H89L88 154L91 155V153L93 152V150H92L91 153H90ZM168 152H169V149H168ZM168 152H167V153H168ZM34 153H35V152H34ZM34 153H33L32 155H34ZM70 153H72V152H70ZM75 153H76V152H75ZM77 153H76V154H77ZM107 153H108V152H107ZM112 153H113V152H112ZM164 153H165V152H164ZM9 154H10V153H9ZM9 154H8V155H9ZM12 154H15V153L13 152ZM16 154H17V153H16ZM21 154H22V153H21ZM35 154H36V153H35ZM45 154H46V153H45ZM45 154H43V155H45ZM51 154H52V153H51ZM86 154H87V152H86ZM97 154H98V153H97ZM99 154H102V155H103L104 153L102 152V153H99ZM128 154H129V153H128ZM151 154H152V152H151ZM36 155L38 156V154H36ZM49 155H50V154H49ZM74 155H75V154H74ZM83 155H84V154H83ZM102 155H101V159H102V157H103ZM109 155H110V154H109ZM129 155H130V154H129ZM152 155H153V154H152ZM0 156H1V155H0ZM10 156H11V155H10ZM23 156H24V155H23ZM29 156H30V155H29ZM34 156H35V155H34ZM61 156H62V155H61ZM65 156H66V155H65ZM72 156H73V155H72ZM72 156H70V158H72ZM78 156H79V155H78ZM84 156H85V155H84ZM92 156H93V153H92ZM131 156H132V155H131ZM153 156H154V155H153ZM1 157H2V156H1ZM1 157H0V159L2 160V158L4 157V155H3L2 158H1ZM32 157H33V156H32ZM43 157H44V156H43ZM45 157H46V155H45ZM48 157H49V156H48ZM52 157H53V160H54V159H57V158H54L53 155H52L51 157H49V158H52ZM62 157H63V156H62ZM80 157H81V156H79V158H80ZM86 157H87V159L90 158L89 156H86ZM93 157H94V156H93ZM99 157H100V155H99ZM99 157H97V158L99 159ZM141 157H142V156H141ZM165 157H166V156H165ZM170 157H171V156H170ZM6 158H7V157H6ZM12 158H13V157H12ZM14 158H16V157H14ZM23 158H24V157H23ZM26 158H27V157H26ZM36 158H37V157H36ZM67 158H68V157H66V160H67ZM91 158H92V157H91ZM94 158H95V157H94ZM108 158H109V157H108ZM131 158H132V157H131ZM134 158H135V157H133L132 159H134ZM33 159H34V158H33ZM74 159H75V158H74ZM74 159H73V160L70 159V161H74ZM80 159H81V158H80ZM84 159H85V158H84ZM137 159H138V158H137ZM34 160H35V163H34V164H37V166H38V163H36L38 160H37V161H36V159H34ZM34 160H33V161H34ZM51 160H52V159H51ZM77 160H78V159H77ZM82 160H83V159H82ZM93 160H95V159H93ZM99 160H100V159H99ZM104 160H105V159H104ZM104 160H103V162H104ZM107 160H108V159H107ZM138 160L140 161V159H138ZM138 160H137V161H138ZM3 161H4V160H3ZM5 161H6V160H5ZM7 161L10 162L11 160L9 159V160H7ZM27 161H28V160H27ZM33 161H31V162H32V165H33ZM64 161H65V160H64ZM75 161H76V160H75ZM85 161H88V160H85ZM85 161H84V162H85ZM100 161H101V160H100ZM129 161H130V160H129ZM139 161H138L137 163H139ZM1 162H2V161H1ZM21 162H22V161H21ZM65 162H67V161H65ZM84 162H82V164H81L82 166H83V163H84ZM88 162H90V161H88ZM88 162H87V163H88ZM151 162H152V161H151ZM158 162H159V161H158ZM160 162H161V160H160ZM4 163H5V162H3L2 165H3ZM7 163H8V162H7ZM10 163H11V162H10ZM41 163H42V161H41ZM77 163H78V162H77ZM77 163H76V165H77ZM85 163H86V162H85ZM91 163H92V161H91ZM91 163H90V164H91ZM96 163H97V162H96ZM120 163H122V162H120ZM123 163H124V161H123ZM123 163H122V164H123ZM130 163H131V162H130ZM130 163H128V164L130 165ZM133 163H134V161H133ZM133 163H132V165H133ZM135 163H136V162H135ZM148 163H149V162H148ZM15 164H16V163H15ZM29 164H30V163H29ZM42 164H43V163H42ZM42 164H41V165H42ZM48 164H50V163L47 162V165H48ZM64 164H66V163H64ZM68 164H69V163H68ZM70 164H71V163H70ZM72 164H73V163H72ZM74 164H75V163H74ZM92 164H93V163H92ZM97 164H98V163H97ZM126 164H127V163H126ZM126 164H125V166H127ZM141 164H142V163H141ZM156 164H157V161H156ZM159 164H161V163H159ZM2 165L0 164V166H2ZM45 165H46V162H45ZM45 165H43V167H44ZM57 165H58V164H57ZM88 165H89V163H88ZM102 165H103V163H102ZM138 165H139V164H138ZM17 166H18V165H17ZM19 166H21V165H19ZM29 166H30V165H29ZM39 166H40V165H39ZM79 166H80V164H79ZM79 166H77V167L79 168ZM95 166H96V164H95ZM97 166H99V165H97ZM97 166H96V168H97ZM100 166H101V165H100ZM105 166H106V165H105ZM123 166H124V165H123ZM130 166H131V165H130ZM133 166H134V165H133ZM135 166H136V164H135ZM150 166H151V164H150ZM150 166H149V167H150ZM246 166H247V162L245 161L244 164H243V168L246 167ZM7 167H8V166H7ZM43 167H41V168H43ZM48 167H49V166H48ZM55 167H56V166H55ZM57 167L59 168V166H57ZM63 167H64V166H63ZM65 167H66V165H65ZM68 167H70V166H68ZM92 167H93V165H92ZM113 167H114V166H113ZM113 167H112V169H114ZM136 167H137V166H136ZM139 167H140V166H139ZM139 167H137L136 172H137L139 169H140V170H139L138 172H141V171L143 170V168H139ZM145 167H146V166H145ZM2 168H5V167H2ZM2 168H1V169H2ZM9 168H10V167H9ZM12 168H13V167H12ZM27 168H28V167H27ZM31 168H32V171H33V169H34L35 167L33 166V167H31ZM41 168H40V170H41ZM45 168H46V167H45ZM61 168H62V167H61ZM70 168H71V169H69V170L71 171L73 167H70ZM80 168H82V167H80ZM80 168H79V169H80ZM100 168H101V167H100ZM123 168H124V167H123ZM150 168H151V167H150ZM6 169L8 170V168H6ZM29 169H30V168H29ZM48 169H49V168H48ZM64 169H66V168H64ZM133 169H134V171H135V167H134ZM179 169H180V168H179ZM3 170H4V169H3ZM10 170H11V168H10ZM13 170H14V169H13ZM30 170H31V169H30ZM37 170L39 171V169H37ZM37 170L35 171L36 173H37ZM45 170H46V169H45ZM61 170H62V169H61ZM73 170H74V169H73ZM76 170H78V169H76ZM88 170H90V169H88ZM97 170H98V169H97ZM128 170H129V169H128ZM131 170H132V168H131ZM152 170H153V169H152ZM152 170H151V171H152ZM201 170H202V169H201ZM11 171H12V170H11ZM16 171H18V170H16ZM16 171H15V173H16ZM43 171H44V169H43ZM47 171H48V170H47ZM65 171H66V170H65ZM65 171H64V172H65ZM80 171L82 172V169H81ZM92 171H93V169H92ZM126 171H127V169H126ZM129 171H130V170H129ZM134 171H133V174H135ZM177 171H178V170H177ZM202 171H203V170H202ZM30 172H31V171H30ZM52 172H53V174H54V170H53ZM72 172H73V171H72ZM72 172H71V173H72ZM77 172L79 173V171H77ZM77 172H76V174H77ZM120 172H121V171H120ZM138 172H137V173H138ZM143 172H144V171H143ZM197 172H198V171H197ZM262 172H264V170H262ZM0 173H1V172H0ZM38 173H41V174H40V177H41L42 172L39 171ZM68 173H69V172H68ZM125 173H126V172H125ZM17 174H18V173H17ZM31 174H32V173H31ZM44 174H45V173H44ZM44 174H43V176H44ZM55 174H56V173H55ZM60 174H61V173H59V176H60ZM89 174H90V173H89ZM128 174H129V173H128ZM128 174H127V175H128ZM138 174H139V173H138ZM199 174H200V173H199ZM205 174H206V173H204V174H202V175H199L198 178H197V187H198V189H199L200 191H202V190L205 189V184H204ZM2 175H3V172H2ZM26 175H28V174H26ZM38 175H39V174H38ZM38 175H36L37 178H38ZM46 175H48V173L45 174L44 178L46 177ZM56 175H57V174H56ZM64 175H66V174H64ZM70 175H71V174H70ZM72 175H73V174H72ZM81 175H82V174H81ZM261 175H262V174H261ZM5 176H6V175H5ZM13 176H16V175L13 174ZM36 176H34V177H36ZM61 176H62V175H61ZM66 176H68V175H66ZM74 176H75V175H74ZM83 176H84V175H83ZM136 176H137V175H136ZM144 176H145V175H144ZM193 176H194V175H193ZM209 176H210V175H209ZM29 177H31V175H30ZM71 177H72V176H71ZM71 177H70V178H71ZM79 177H80V176H79ZM92 177H93V176H92ZM138 177H139V176H138ZM210 177H212V176H210ZM261 177H262V176H261ZM0 178H2V177L0 176ZM23 178H24V177H23ZM32 178H33V177H32ZM61 178H62V177H61ZM65 178H69V177H64V179H65ZM81 178H82V177H81ZM81 178H80V179H81ZM86 178L88 179L89 177L86 176L85 179H86ZM144 178H145V177H144ZM191 178H192V177H191ZM4 179H5V178H4ZM25 179H26V178H25ZM56 179H57V178H56ZM71 179H72V178H71ZM92 179H93V178H92ZM261 179H262V178H261ZM261 179H260V180H261ZM1 180H2V179H1ZM23 180H24V179H23ZM27 180H28V179H27ZM29 180H31V179H29ZM40 180H41V178H40ZM88 180H89V179H88ZM46 181H47V180H46ZM57 181H58V180H57ZM82 181H83V180H82ZM84 181H85V180H84ZM84 181H83V183H84ZM90 181H91V180H90ZM130 181H131V180H130ZM211 181H212V180H211ZM24 182H25V181H24ZM58 182H59V181H58ZM67 182H71V180L67 179ZM78 182H79V181H78ZM80 182H81V181H80ZM133 182H135V181L133 180ZM29 183H30V182H29ZM31 183H32V182H31ZM39 183H40V182H39ZM44 183H45V182H44ZM61 183H62V182H61ZM63 183H64V181H63ZM86 183H87V181H86ZM131 183H132V182H131ZM150 183H151V182H150ZM161 183H162V179H161ZM210 183H211V182H210ZM25 184H26V182H25ZM54 184H55V183H54ZM56 184H57V183H56ZM64 184H65V183H64ZM64 184H63V185H64ZM68 184H69V183H68ZM78 184H79V183H78ZM81 184H82V183H81ZM81 184H79V185H81ZM88 184H89V181H88ZM88 184H87V185H88ZM3 185H4V183H3ZM16 185H17V184H16ZM23 185H24V184H23ZM28 185H29V184H28ZM39 185H40V184H39ZM82 185H83V184H82ZM82 185H81V186H82ZM149 185H150V184H149ZM4 186H5V185H4ZM8 186H9V185H8ZM17 186H18V185H17ZM57 186H58V184H57ZM88 186H89V185H88ZM11 187H13V186H11ZM36 187H37V186H36ZM67 187H68V186H67ZM84 187H86V186H84ZM192 187H193V186H192ZM25 188H26V187H25ZM31 188H32V187H31ZM38 188H40V187H38ZM47 188H48V187H47ZM55 188H56V187H55ZM63 188H65V187H63ZM79 188H80V187H79ZM79 188H78V190H79ZM13 189H14V188H13ZM16 189H17V188H16ZM18 189H19V188H18ZM32 189H34V188H32ZM36 189H37V188H35V190H36ZM57 189H60V186H59V188H57ZM65 189H66V188H65ZM67 189H68V188H67ZM67 189H66V190H67ZM75 189H77V188H75ZM80 189H81V188H80ZM82 189H83V188H82ZM189 189H190V188H189ZM191 189H192V188H191ZM191 189H190V190H191ZM0 190H1V187H0ZM2 190H3V189H2ZM8 190H10V189H8ZM37 190H38V189H37ZM49 190H51V188H49ZM66 190H65V193H64V194H68V193H66ZM78 190H77V192H76V191L74 192V190L72 191V192H74L75 194H69V195H71L70 199L73 198L72 196H73V195H76V193H80V192H78ZM83 190H84V189H83ZM83 190H82V192H83ZM190 190H189V191H190ZM10 191H11V190H10ZM16 191H17V190H16ZM19 191H20V190H19ZM32 191H33V190H32ZM38 191H40V190H38ZM55 191H56V189H55ZM58 191H59V190H58ZM6 192H7V190H6ZM6 192H5V194H7ZM11 192H12V191H11ZM60 192H61V191H60ZM84 192H85V191H84ZM184 192H185V191H184ZM193 192H195V191H193ZM24 193H25V192H24ZM14 194H15V192H14ZM14 194H13V195H14ZM27 194H28V193H27ZM30 194H32V193H30ZM34 194H35V193H33V195H34ZM50 194H51V192H50ZM54 194L56 195L57 193H54ZM180 194H181V193H180ZM180 194H179V195H180ZM182 194H183V193H182ZM182 194H181V195H182ZM194 194H195V193H193L192 195H194ZM61 195L64 196V195H63V192L61 193ZM61 195H59V196H61ZM78 195H79V194H78ZM30 196H31V195H30ZM56 196H58V194H57ZM65 196H66V195H65ZM67 196H68V195H67ZM67 196H66V198H65L66 200L69 198V197L67 198ZM176 196H177V194H176ZM3 197H4V196H3ZM8 197H9V196H8ZM27 197H28V196H27ZM78 197H79V196H78ZM155 197H156V196H155ZM155 197H154V198H155ZM5 198H6V196H5ZM13 198L15 199V196H14ZM59 198H60V197H59ZM59 198H58L57 200H59ZM173 198H174V197H173ZM8 199H9V198H8ZM53 199H54L53 201L55 202V201H56L55 198H53ZM152 199H153V197H152ZM175 199H176V198H175ZM175 199H174V200H175ZM17 200H19V199H17ZM26 200H27V199H26ZM170 200H172V197H171ZM177 200H178V199H177ZM53 201H52V205H53ZM59 201H60V202H64L65 200H64V201L59 200ZM59 201H56V202L60 203ZM4 202H5L4 199L1 200L2 205H5ZM7 202H8V201H7ZM10 202H11V201H10ZM10 202H9V203H10ZM15 202H16V201H15ZM28 202H29V201H28ZM56 202L54 203L55 205L52 206V207L55 208V209H56ZM66 202H67V201H66ZM18 203H19V201H18ZM168 203H169V202H168ZM7 204H8V203H7ZM8 205H9V204H8ZM16 205H18V204H16ZM16 205H14V206H16ZM39 205H40V204H39ZM63 205H64V204H63ZM10 206H11V205H10ZM14 206H13V207H14ZM54 206H55V207H54ZM60 206H61V205H60ZM60 206H59V207H60ZM5 207H6V206H5ZM7 207H8V206H7ZM22 207H24V206H22ZM17 208H18V207H17ZM50 208H51V207H50ZM60 208H61V207H60ZM3 209H4V208H3ZM12 209H13V208H12ZM48 209H49V208H48ZM14 210H16V209H14ZM58 210H59V209H58ZM10 211H11V210H10ZM19 211H20V210H19ZM53 211H55V210H53ZM53 211H52L51 213H53ZM69 211H70V210H69ZM2 212H3V211H2ZM11 212H12V211H11ZM16 212H17V211H16ZM22 212H23V211H22ZM55 212H57V211H55ZM55 212H54V213H55ZM59 212H60V211H59ZM70 212H71V211H70ZM54 213H53V214H54ZM65 213H66V212H65ZM68 213H69V212H68ZM0 214H1V213H0ZM7 214H8V213H7ZM18 214H19V213H18ZM21 214H23V213H21ZM40 214H41V213H40ZM57 214H58V212H57ZM11 215H12V214H11ZM54 215H55V214H54ZM65 215H66V214H65ZM3 216H4V215H3ZM3 216H2V217H3ZM57 216H58V215H57ZM61 216H62V215H61ZM67 216H68V215H67ZM70 216H71V215H70ZM12 217H14V216H12ZM20 217H21V216H20ZM20 217H19V218H20ZM23 217H24V216H23ZM28 217H29V216H28ZM38 217H39V215H38ZM40 217H42V216H40ZM58 217H59V216H58ZM68 217H69V216H68ZM19 218H18V220H19ZM30 218H31V217H30ZM46 218H47V217H46ZM48 218H49V217H48ZM64 218H65V217H64ZM12 219H13V218H12ZM14 219H15V218H14ZM16 219H17V218H16ZM21 219H23V218H21ZM32 219H33V218H32ZM34 219H35V218H34ZM39 219H40V218H39ZM41 219H42V218H41ZM68 219H69V218H68ZM37 220H38V219H37ZM56 220H58V218H57ZM3 221H5V220H4V217H3ZM3 221H2V222H3ZM9 221H10V220H9ZM11 221H12V220H11ZM13 221H14V220H13ZM40 221H41V220H40ZM162 221H163V220H162ZM35 222H36V221H35ZM172 222H173V221H172ZM183 222H184V221H183ZM183 222H180V221H179V222L177 223V228H176V230H180V229L183 227ZM170 223H171V222H170ZM0 224H1V223H0ZM12 224H13V223H12ZM39 224H41V223L39 222ZM58 224H59V223H58ZM8 225H10V224H8ZM8 225H7V226H8ZM35 226H36V225H35ZM40 226H41V225H40ZM167 226H168V225H167ZM167 226H166V228H167ZM175 227H176V226H175ZM5 228H7V227H5ZM8 228H9V226H8ZM163 228H164V227H163ZM1 229H2V228H1ZM58 229H59V228H58ZM36 230H38V229H36ZM59 230H60V229H59ZM59 230H57V231H59ZM140 230H142V229H140ZM140 230H139V231H140ZM147 230H149V229H147ZM0 231H1V230H0ZM2 231H4V230H2ZM38 231H39V230H38ZM139 231H138V232H139ZM141 232H142V231H140L139 233H141ZM149 232H150V231H149ZM156 232H157V230H156ZM161 232H162V231H161ZM9 233H10V232H9ZM139 233H138V234H139ZM146 233H148V232L145 231V234H146ZM38 234H39V233H38ZM148 234H149V233H148ZM154 234H155V233H154ZM37 236H38V235H37ZM137 236H138V235H137ZM142 236H144V235H142ZM147 236H148V235H147ZM147 236H146V237H147ZM5 237H6V236H5ZM10 237H11V235H10ZM153 237H154V236H153ZM140 238H142V237H140ZM164 238H165V237H164ZM9 239H10V238H9ZM144 239H145V238H143V240H144ZM145 240H146V239H145ZM134 241H135V240H134ZM260 241H261V240H260ZM140 242H141V241H140ZM145 242H146V241H145ZM148 243H149V242H148ZM152 243H153V242H152ZM144 244H145V243H144ZM259 244H260V242H259ZM133 245H134V244H133ZM133 245H132V247H133ZM147 245H148V244H147ZM164 245H165V244H162V245L158 248V250H156V252H154V253H152V254H150V253H149V254H146V259H147L150 263H152V264H164V258L166 257V254H165L166 251H165V249H164V247H165ZM166 245H167V244H166ZM138 246H139V244H138ZM260 246H262V245H260ZM137 248H138V247H137ZM137 248H136V249H137ZM145 248H146V247H145ZM135 253H136V252H135ZM143 255H144V254H143ZM134 258H135V257H134ZM137 259H139V258H137ZM138 261H139V260H138ZM141 261H142V260H141ZM142 262H143V261H142ZM144 262H145V261H144ZM138 263H139V262H138ZM138 263H137V264H138Z\"/></svg>", "mask_w": 264, "mask_h": 264}, {"label": "crops", "instance_id": "obj_3", "mask_svg": "<svg viewBox=\"0 0 264 264\" xmlns=\"http://www.w3.org/2000/svg\"><path fill=\"white\" fill-rule=\"evenodd\" d=\"M264 124L261 125L259 128L260 130L263 128ZM250 155L251 160L247 161V169L240 170L238 172L230 173V174H221L216 179L213 177V187L211 190V195L209 198H211V201L218 202V203H229L231 199L234 198L235 194H237L239 188H241V177L246 175V171L250 170L249 167H255L260 168L262 165H264V134L261 135L258 140L252 141L250 144ZM241 182V183H240ZM204 201V200H202ZM210 201V200H209ZM208 201V202H209ZM203 203V202H202ZM208 212L204 213V218H201L198 222L199 225H202L203 223L207 222L210 213L212 212V209H208ZM225 214V213H223ZM196 234V233H195ZM185 240H188L187 238ZM194 240V239H193ZM198 245H195L193 250H184L182 254H178V256L183 257L181 263H184L187 261L190 257L195 255L198 256L197 252ZM195 252V254H194ZM179 257V258H180ZM178 258V261H179ZM190 260V259H189ZM177 261V262H178Z\"/></svg>", "mask_w": 264, "mask_h": 264}]
</instances>
